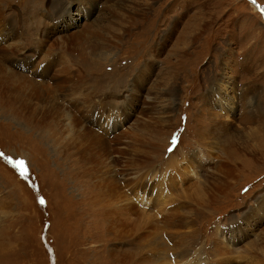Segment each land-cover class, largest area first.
<instances>
[{
  "label": "rangeland",
  "instance_id": "1",
  "mask_svg": "<svg viewBox=\"0 0 264 264\" xmlns=\"http://www.w3.org/2000/svg\"><path fill=\"white\" fill-rule=\"evenodd\" d=\"M0 264H264V0H0Z\"/></svg>",
  "mask_w": 264,
  "mask_h": 264
},
{
  "label": "bare ground",
  "instance_id": "2",
  "mask_svg": "<svg viewBox=\"0 0 264 264\" xmlns=\"http://www.w3.org/2000/svg\"><path fill=\"white\" fill-rule=\"evenodd\" d=\"M93 3H95V4H93ZM92 4H90L91 6H97L96 5V2H93ZM107 3V2H106ZM112 3V2H111ZM110 3V4H111ZM61 6H62V4H60ZM64 6V5H63ZM64 8V7H63ZM57 10H59V8L57 9ZM61 10V9H60ZM63 10V9H62ZM70 13V12H69ZM69 13L67 12V10H65L64 11V13L60 16V18L62 17L64 20H65V16H68L69 15ZM66 14H68V15H66ZM62 20V19H61ZM25 24V23H24ZM28 25V24H27ZM88 25V24H87ZM29 27V26H28ZM40 29V28H39ZM46 34H47V32H46ZM81 34H75V36L74 37H68V38H66L65 39V41H68V40H73V39H75V37H81L80 36ZM103 41H105V39L103 40ZM91 47V46H90ZM81 48V47H80ZM100 49H102L101 47H99ZM10 49V48H9ZM68 51V50H67ZM84 51V50H83ZM102 51H103V49H102ZM13 52V51H12ZM99 52V51H98ZM8 55V54H7ZM6 56V55H5ZM3 57H4V55H3ZM2 59H4V58H2ZM28 59V58H27ZM25 60V59H24ZM25 62V61H24ZM32 64V65H31ZM33 64L35 65V63H27L26 62V64L24 65V67H26V68H28L29 70L33 67ZM65 64V63H64ZM23 66V65H22ZM41 70H40V72L39 73H36V76H38V77H43V76H45V74H46V69H45V67H43V66H40L39 67ZM62 68H64V67H62ZM66 68V67H65ZM2 69V68H1ZM84 73V72H83ZM20 81V80H19ZM18 85V84H17ZM83 124V123H82ZM108 124H110V123H108ZM111 129H112V127H111ZM113 129H114V127H113ZM162 139V138H161ZM221 178V177H220ZM225 180H223L222 178L218 181V183L216 184L217 186H216V188H221L222 187V183L224 182ZM162 185V184H161ZM198 185V184H197ZM223 186H224V184H223ZM224 187H226V186H224ZM212 188V187H211ZM216 188H213V189H211V191H210V196L212 197V196H215V191H216ZM157 192V191H156ZM199 193H201V191H198ZM162 194V196H164L163 195V192L161 193ZM201 195H205L206 197H207V195L208 194H204V193H202ZM200 195V196H201ZM203 198H205V197H203ZM208 198H210V197H208ZM207 198V199H208ZM137 201L139 202V203H141V202H143V199H137ZM202 201V200H201ZM212 201V200H211ZM147 202V201H146ZM114 204V203H113ZM181 219L182 220H180V225L181 226H184V227H188V225H190V223H191V221L190 220H187L186 218H182L181 217ZM186 234H191V232H187ZM185 237V236H184ZM182 245V244H181Z\"/></svg>",
  "mask_w": 264,
  "mask_h": 264
},
{
  "label": "snow or ice",
  "instance_id": "3",
  "mask_svg": "<svg viewBox=\"0 0 264 264\" xmlns=\"http://www.w3.org/2000/svg\"><path fill=\"white\" fill-rule=\"evenodd\" d=\"M172 143L174 144L175 143V139H173ZM169 151H171V149H169ZM22 164V162H21ZM41 203H43V200H41Z\"/></svg>",
  "mask_w": 264,
  "mask_h": 264
}]
</instances>
